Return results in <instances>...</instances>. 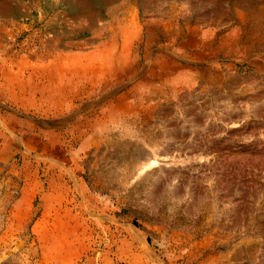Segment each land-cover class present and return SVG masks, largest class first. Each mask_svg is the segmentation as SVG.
<instances>
[{"label": "rangeland", "instance_id": "1", "mask_svg": "<svg viewBox=\"0 0 264 264\" xmlns=\"http://www.w3.org/2000/svg\"><path fill=\"white\" fill-rule=\"evenodd\" d=\"M0 76V264H264V0H0Z\"/></svg>", "mask_w": 264, "mask_h": 264}, {"label": "crops", "instance_id": "2", "mask_svg": "<svg viewBox=\"0 0 264 264\" xmlns=\"http://www.w3.org/2000/svg\"><path fill=\"white\" fill-rule=\"evenodd\" d=\"M78 64L80 65V68L82 69V71H84L85 73H83V74L80 73V74L77 75V74L74 73L75 71H73L72 72V77L80 79L81 81L86 78V76H87L86 75V71L88 69H97L98 67L102 66V63H98L96 61V59H94L93 54L81 56L80 57V62ZM13 66H14L13 68L16 69L15 64H13ZM47 66H48V75H47L48 79L55 78V67H54V65L48 63ZM10 68H12V67H9V69ZM13 68H12V70H14ZM72 68L74 69V67H72ZM8 76H10V77H12L14 79L17 78V75L15 73H14V75L8 73ZM27 76L30 77V78L32 76V78L35 77L37 79V78H39V73L32 72V75L30 74V75H27ZM1 78L2 77L0 76V103H2V104L3 103H9V102L14 100L13 99V95L19 93L21 91V88L19 87L18 84H16V85L15 84L14 85L9 84L5 80V78H3V80ZM51 84L54 85V83H52V82H51ZM26 89H24V90H26ZM32 93H33V91H32V88H31V94ZM0 112H1V108H0ZM0 123H1V121H0Z\"/></svg>", "mask_w": 264, "mask_h": 264}]
</instances>
